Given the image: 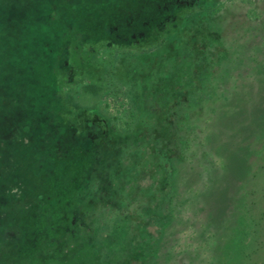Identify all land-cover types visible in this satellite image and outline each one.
<instances>
[{
    "label": "rangeland",
    "instance_id": "1",
    "mask_svg": "<svg viewBox=\"0 0 264 264\" xmlns=\"http://www.w3.org/2000/svg\"><path fill=\"white\" fill-rule=\"evenodd\" d=\"M37 1L0 0L1 18L22 17L0 28L12 38L0 46V165L31 182L0 211L13 219L1 262L264 264V0H182L119 45L81 30L90 44L66 40L73 26ZM22 36L30 57L5 68ZM54 116L90 139L88 155L51 144L37 122ZM36 198L58 242L31 261L20 226L38 217Z\"/></svg>",
    "mask_w": 264,
    "mask_h": 264
},
{
    "label": "trees",
    "instance_id": "2",
    "mask_svg": "<svg viewBox=\"0 0 264 264\" xmlns=\"http://www.w3.org/2000/svg\"><path fill=\"white\" fill-rule=\"evenodd\" d=\"M24 1L25 6L26 2L28 1L27 7L32 5V2H38L37 0ZM56 1L57 0H41L40 4L45 9V11H48V13L51 12L54 15H62V18L68 20L73 26V33L65 34L66 40H69L67 39V37H71V35L76 34L77 37H79L80 41L85 42L86 44H90L91 40H89L88 37L84 36L80 32L81 30L88 31L96 35L99 34L98 37L104 38L105 40L109 39L110 42H113L114 45H119L120 43L129 44L140 41V37H144L145 33H148L149 30L153 29L156 23H163L167 14H170L172 12V14L174 13L175 15L177 12H180V10L182 11L180 5H185L184 3L181 4L182 0H60L63 2V4L66 5V8H61L59 3L56 4ZM186 1L187 0H184L185 3ZM83 3H87V11L79 12L78 10L81 9L80 5ZM142 8H145V10L142 11ZM38 13L39 12H37V14ZM19 18L21 19L22 17L8 19L13 23L11 26H15L17 28ZM8 20L0 17V28H3V30H7V28L10 27L8 26ZM142 27H147V29L145 31L140 30V28ZM9 41H12V38L7 39L5 37H0V46H5L6 48ZM13 41L15 50L14 52H9L4 56V67L7 63L11 64L13 62L12 64L15 65L20 60H25L26 58L30 57L29 53H32V36H22L21 41L20 38L17 37ZM33 47H35V44H33ZM35 109L38 111V114H42V111L40 109ZM47 119L49 123H47L48 121L44 122V120L40 122L39 119L37 123L39 126L41 125V128H44L45 130H47V128L49 129V131L44 132L46 133L51 144H56L52 142V138H55L56 136V141H60V138H62L61 143L64 151L66 152L80 151L81 156L83 154L88 155L86 152L89 150L92 151L90 139L86 140L85 136H83L82 134L76 136L74 134V130H71V127H68L66 129L65 126H61L63 117L54 116L51 118L48 117ZM59 126L61 127L59 128ZM48 143L49 142L45 140L44 145L46 146ZM2 159L3 158L1 154L0 162ZM2 163L3 165H0V169L4 171L0 174V211L4 209H11L14 204L23 202L21 200L15 201V199L13 200L12 197L14 196L16 198V194L19 193L18 189H20L19 195H23L24 193H26V188L29 185L28 183L31 184L30 180L21 178L20 176L13 173L14 170L11 169L9 164V170H7L6 168H4L5 162L3 161ZM57 187V185L54 188L52 186L48 187V189L47 186L45 188H43V186L41 187L44 189V193H42L40 196L46 199L43 200L44 202H51V200L56 199L58 190ZM33 200L34 199H31L29 208L33 207L34 215H38L37 213L40 209L37 210V208L35 207L40 206V203L37 202V198L36 203H32ZM30 215H32V211H28V217L25 220L24 224L20 227L21 229H23L22 232H25L26 235L25 239L22 242L23 247L29 248V250L32 248L31 253H28V257L32 258V261L36 257H43V254L45 253L44 251H46L48 248V241H51L55 244L58 241H54L53 237H50L49 228H51L50 222L52 220V217H46L45 215H43V218H41L38 215V217L35 219ZM10 220L12 221L13 219ZM10 220H6V218L0 216V228H2V225L6 224V222ZM55 225L57 227H61V230H63V224L60 223L59 220L55 222ZM29 232L33 233V237L32 234H29ZM38 254L41 256L38 257ZM0 264L6 263L1 262L0 260Z\"/></svg>",
    "mask_w": 264,
    "mask_h": 264
}]
</instances>
